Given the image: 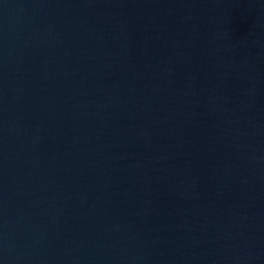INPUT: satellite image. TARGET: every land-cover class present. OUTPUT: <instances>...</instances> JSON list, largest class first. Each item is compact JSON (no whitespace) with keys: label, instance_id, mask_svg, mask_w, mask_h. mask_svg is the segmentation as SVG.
I'll return each mask as SVG.
<instances>
[{"label":"water","instance_id":"water-1","mask_svg":"<svg viewBox=\"0 0 264 264\" xmlns=\"http://www.w3.org/2000/svg\"><path fill=\"white\" fill-rule=\"evenodd\" d=\"M0 264H264V0H0Z\"/></svg>","mask_w":264,"mask_h":264}]
</instances>
